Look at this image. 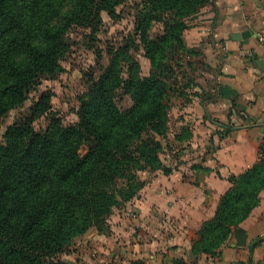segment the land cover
Instances as JSON below:
<instances>
[{
	"label": "trees",
	"instance_id": "obj_1",
	"mask_svg": "<svg viewBox=\"0 0 264 264\" xmlns=\"http://www.w3.org/2000/svg\"><path fill=\"white\" fill-rule=\"evenodd\" d=\"M208 1L142 0L134 32L140 44L129 35L98 76H89L76 122L63 124L52 116L36 128L34 121L52 107L51 91H42L29 113L7 127L0 140V264H67L60 254L73 237L102 225L115 208L138 197L145 184L141 171L172 172L161 157L175 90L169 55L191 51L183 37L187 19ZM119 2L0 0V118L27 101L41 75L63 70L74 28H88L94 39L102 12L114 16ZM152 20L163 25L159 37L148 35ZM139 45L150 62L147 74L129 50ZM97 57L99 63V49ZM123 96L130 101L125 107L118 103ZM228 180L231 186L214 216L199 229L195 254L214 255L258 204L264 189L262 143L258 160Z\"/></svg>",
	"mask_w": 264,
	"mask_h": 264
},
{
	"label": "crops",
	"instance_id": "obj_2",
	"mask_svg": "<svg viewBox=\"0 0 264 264\" xmlns=\"http://www.w3.org/2000/svg\"><path fill=\"white\" fill-rule=\"evenodd\" d=\"M259 34L264 0H211L199 10L185 36L192 46L203 41L210 73L209 80L198 81L202 94L186 115L194 127L192 147L172 172H146L138 197L82 236L84 246L62 256L67 264H264V189L214 255L192 249L231 186L228 177L258 160L264 137ZM177 151L180 156L185 149Z\"/></svg>",
	"mask_w": 264,
	"mask_h": 264
},
{
	"label": "rangeland",
	"instance_id": "obj_3",
	"mask_svg": "<svg viewBox=\"0 0 264 264\" xmlns=\"http://www.w3.org/2000/svg\"><path fill=\"white\" fill-rule=\"evenodd\" d=\"M210 1L211 0L202 4L198 10L187 19L189 26L184 30L183 37L186 46L190 48L191 51L177 55H169V61L176 72V74L170 78L172 88L175 90L170 92L168 100L170 106L169 122L166 138L162 139L165 148L161 157L166 165L173 167L172 171L175 165L184 162V157L187 153L186 149L192 147V144L189 143V138L192 135L194 127H192L186 115L189 113L188 107L191 102H193V98L202 94L201 90L203 89L198 81L202 82L209 80L208 72L210 73V65L206 59L203 41L197 46L189 45L185 34L186 31L191 28L199 10ZM141 6L142 0H120L115 6L114 16H110L108 12L103 11L101 16L102 20L97 25L95 36L92 40L89 37L88 28H74L69 33L71 41L70 49L61 63L63 70L53 77L41 75L30 91L27 101L23 105L9 110L0 118V140L3 139V135L10 124L29 113V108L33 105L36 97L42 91H51L52 107L48 115H43L34 121V126L36 128L46 126L52 116L61 119L63 124L76 122L78 120L76 114L79 105L78 97L86 90L89 83V76L91 74L92 76H98L108 65L111 51L125 44L129 35H135L136 17ZM162 34V23L157 20H152L148 35L151 37H159ZM135 36H137L135 43L138 44V34ZM98 49L101 51L99 63L97 57ZM129 50L138 61L141 73L147 74L149 72L150 62L149 59L144 56L142 46L139 45L137 48L131 46ZM177 64L180 66L178 67ZM129 102L127 96L118 97L120 106L125 107ZM178 146H183L185 149V152L180 156H178L181 152L177 151ZM80 151L81 153L86 151L85 145L81 147ZM146 172L149 171H141L139 173L140 177L143 178L145 182L147 181L146 177L150 175ZM100 226L101 225L93 226L92 228H98ZM87 232L73 237L66 244L65 251L60 254L61 259L64 254L74 252L78 248L84 246L86 242L81 239Z\"/></svg>",
	"mask_w": 264,
	"mask_h": 264
},
{
	"label": "built area",
	"instance_id": "obj_4",
	"mask_svg": "<svg viewBox=\"0 0 264 264\" xmlns=\"http://www.w3.org/2000/svg\"><path fill=\"white\" fill-rule=\"evenodd\" d=\"M259 40L262 41V42L264 41V34H259ZM261 143H262V145L264 147V139H262Z\"/></svg>",
	"mask_w": 264,
	"mask_h": 264
}]
</instances>
